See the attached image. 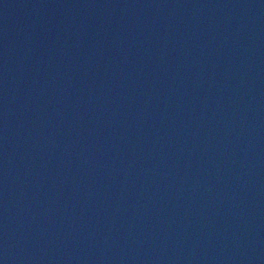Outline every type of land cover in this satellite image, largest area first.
<instances>
[{"label": "water", "instance_id": "1", "mask_svg": "<svg viewBox=\"0 0 264 264\" xmlns=\"http://www.w3.org/2000/svg\"><path fill=\"white\" fill-rule=\"evenodd\" d=\"M0 264H264V0H0Z\"/></svg>", "mask_w": 264, "mask_h": 264}]
</instances>
